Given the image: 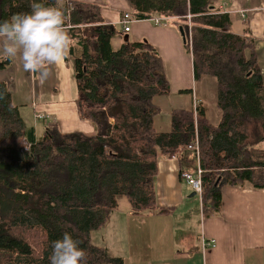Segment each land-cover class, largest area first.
Masks as SVG:
<instances>
[{
    "label": "trees",
    "instance_id": "1",
    "mask_svg": "<svg viewBox=\"0 0 264 264\" xmlns=\"http://www.w3.org/2000/svg\"><path fill=\"white\" fill-rule=\"evenodd\" d=\"M41 2V0H37ZM47 5L56 0H43ZM139 19L173 17L183 27L185 50L192 56L195 81L216 80L221 119L212 125L203 108H174L169 130L158 131L156 97L169 93L157 50L146 40H123L124 33L105 22L100 6L59 0L72 37L78 117L92 134L62 132L45 125L36 138L7 89L0 100V264H49L51 243L64 232L81 241L86 264H126L92 243L125 198L143 214L159 208L155 177L161 157H170L197 135L202 170V217L221 212L224 186L264 188V78L256 43L232 30L230 14L210 0H127ZM30 0H0V20L30 11ZM191 15L192 28L185 25ZM120 39L118 47L112 40ZM10 66L0 58V70ZM11 106V108H10Z\"/></svg>",
    "mask_w": 264,
    "mask_h": 264
},
{
    "label": "crops",
    "instance_id": "2",
    "mask_svg": "<svg viewBox=\"0 0 264 264\" xmlns=\"http://www.w3.org/2000/svg\"><path fill=\"white\" fill-rule=\"evenodd\" d=\"M79 1L100 6L105 22L120 30L122 14L131 10L127 0ZM210 1L220 11L230 14L233 32L248 35L256 43L258 60L264 61V0ZM126 34L130 40H146L157 50L169 84V93L163 97L171 102L170 110H192L195 101L212 125L220 122L221 111L215 100L216 80L205 76L195 81L192 56L184 49L176 25L157 26L150 19L139 18ZM114 40V46L118 47L120 39ZM0 58L7 60L3 55ZM9 63V67L0 70V80L8 83L13 104L25 124L34 128L36 138L41 136L39 124L43 131L45 128L44 120L36 118L39 115L47 117L49 125L56 124L62 132H94L92 124L77 114V85L69 52L51 67L52 75L43 83L38 74L25 72L19 59ZM159 118L158 115L154 119L155 128L168 131V117L163 121ZM197 166V155L191 149L180 150L176 159L159 158L154 183L156 203L159 208H171V211L160 214L156 208L136 214L121 201L125 211L115 213L119 208L115 209L104 224L120 227L121 239L112 241L100 233L103 244L97 246L111 256L122 258L126 264H264V188L224 186L220 215L202 217L199 196L180 176L182 171L195 174ZM193 220L196 229L190 228ZM91 239L93 243L92 235ZM202 240L214 243L203 250Z\"/></svg>",
    "mask_w": 264,
    "mask_h": 264
},
{
    "label": "clouds",
    "instance_id": "3",
    "mask_svg": "<svg viewBox=\"0 0 264 264\" xmlns=\"http://www.w3.org/2000/svg\"><path fill=\"white\" fill-rule=\"evenodd\" d=\"M29 7L28 12L0 20V55L10 61L19 59L24 71L38 74L43 83L52 75L51 67L68 55L73 41L64 26L59 0L54 5L30 0ZM6 91L0 90V100ZM80 243L64 232L62 238L51 243L49 264H86V252Z\"/></svg>",
    "mask_w": 264,
    "mask_h": 264
},
{
    "label": "built area",
    "instance_id": "4",
    "mask_svg": "<svg viewBox=\"0 0 264 264\" xmlns=\"http://www.w3.org/2000/svg\"><path fill=\"white\" fill-rule=\"evenodd\" d=\"M191 15L190 14H187L185 16V25H187V28L189 30V33H190V30L192 28V22H191ZM138 20V18L136 17V15L133 13L132 10H128V11H125L122 16H121V19H120V24L122 25V31L124 33H128V31L130 30V26L131 24ZM150 21L154 24V25H157V26H169L170 24H172V22L174 21L173 17H164V16H153L152 18H150ZM197 103L194 101L193 102V113H194V116L196 114V110H197ZM36 118L38 119H41V120H44L45 122V125H49L48 121H47V117L45 116H36ZM50 126V125H49ZM195 139L193 140L192 143L188 144L187 146L185 147H182V149H191L193 150L196 155H197V159H198V154H199V150H198V139H197V135H195ZM176 154H173L172 156L168 157L170 159H176ZM202 175V170L201 168L199 167V163H198V166H197V171L195 174H191V173H188V172H184L182 171L180 173V176L186 181L187 184H189L193 191L199 196H201V193H202V180H201V176ZM214 243L213 240H209V242H206L204 240H202V249H206L207 247L211 246L212 244Z\"/></svg>",
    "mask_w": 264,
    "mask_h": 264
},
{
    "label": "rangeland",
    "instance_id": "5",
    "mask_svg": "<svg viewBox=\"0 0 264 264\" xmlns=\"http://www.w3.org/2000/svg\"><path fill=\"white\" fill-rule=\"evenodd\" d=\"M115 43H116V41L114 40L112 42L113 47H116V46H114ZM259 66L261 68V72H262V75H263V70H264V61H263V59L259 60ZM263 78H264V75H263ZM202 85H204V84H202ZM156 103L162 108L161 113L159 114V117H160L159 119L161 121H163L165 119V116H167L168 119H169L171 102L167 98H165L163 96H159V97H156ZM168 110H169V112H168ZM164 111H166L168 113L164 114ZM169 123H170V121H169ZM39 132H40L39 133L40 135L43 134V126L41 124H39ZM258 142L260 144H256L255 146L259 147V148H264V141L259 140ZM121 201H126V200H125V198H121L120 199V203H119V206H118L119 209L116 210L115 213H117V211H120V210H124L125 211V209L123 207L124 206L123 202H121ZM163 214H167V213H163ZM107 225L108 224H106V226H103L102 228H100V229H102L101 231L98 229V230H95V231L92 232L94 245L103 244L101 239H100V237H101L100 233H103L102 235H105L107 239H110L112 241H114V239H117V240L121 239L120 236H121L122 229L120 227H113V226H110V225L107 226ZM190 228H192V229H196L197 228V225H196L194 220L191 222ZM136 244H139V243L136 242ZM112 248L114 249V246ZM115 248H117L116 244H115ZM139 251L140 252L142 251V247L140 245H139Z\"/></svg>",
    "mask_w": 264,
    "mask_h": 264
},
{
    "label": "water",
    "instance_id": "6",
    "mask_svg": "<svg viewBox=\"0 0 264 264\" xmlns=\"http://www.w3.org/2000/svg\"><path fill=\"white\" fill-rule=\"evenodd\" d=\"M178 32H179V34H180V37L182 38V43H184L185 41H186V39H185V33H184V30H183V27L182 26H180L179 28H178ZM123 40L124 41H127L128 40V34H125L124 36H123Z\"/></svg>",
    "mask_w": 264,
    "mask_h": 264
}]
</instances>
